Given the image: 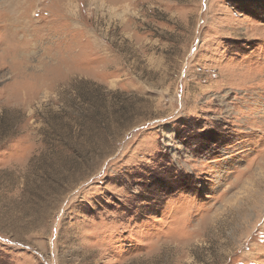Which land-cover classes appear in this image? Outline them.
<instances>
[{
    "label": "rangeland",
    "instance_id": "374dc122",
    "mask_svg": "<svg viewBox=\"0 0 264 264\" xmlns=\"http://www.w3.org/2000/svg\"><path fill=\"white\" fill-rule=\"evenodd\" d=\"M0 264H264V0H0Z\"/></svg>",
    "mask_w": 264,
    "mask_h": 264
}]
</instances>
